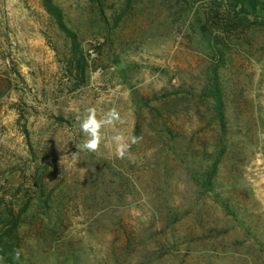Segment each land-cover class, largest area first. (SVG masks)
Wrapping results in <instances>:
<instances>
[{
    "label": "rangeland",
    "instance_id": "rangeland-1",
    "mask_svg": "<svg viewBox=\"0 0 264 264\" xmlns=\"http://www.w3.org/2000/svg\"><path fill=\"white\" fill-rule=\"evenodd\" d=\"M124 0H0V264H117ZM19 253V257L16 254Z\"/></svg>",
    "mask_w": 264,
    "mask_h": 264
},
{
    "label": "clouds",
    "instance_id": "clouds-1",
    "mask_svg": "<svg viewBox=\"0 0 264 264\" xmlns=\"http://www.w3.org/2000/svg\"><path fill=\"white\" fill-rule=\"evenodd\" d=\"M123 120L121 113L115 108H109L104 111L98 118L96 110L89 108L86 114L79 118V129L84 134L85 139L76 145V151L73 153L75 156L80 151L96 152L106 139L102 129L115 128L117 123ZM142 137L127 136L123 132L117 131L111 137H108V143L114 146L115 156L123 159L128 154L132 145L138 144ZM19 257V253L16 254Z\"/></svg>",
    "mask_w": 264,
    "mask_h": 264
}]
</instances>
